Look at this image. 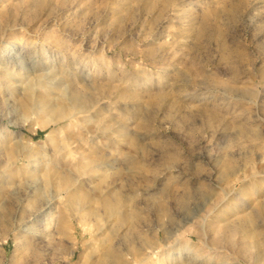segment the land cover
Returning a JSON list of instances; mask_svg holds the SVG:
<instances>
[{
	"label": "rangeland",
	"instance_id": "374dc122",
	"mask_svg": "<svg viewBox=\"0 0 264 264\" xmlns=\"http://www.w3.org/2000/svg\"><path fill=\"white\" fill-rule=\"evenodd\" d=\"M0 264H264V0H0Z\"/></svg>",
	"mask_w": 264,
	"mask_h": 264
}]
</instances>
